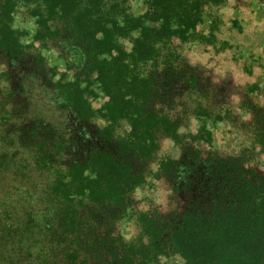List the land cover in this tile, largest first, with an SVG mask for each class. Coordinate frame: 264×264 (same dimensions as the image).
Wrapping results in <instances>:
<instances>
[{
  "label": "trees",
  "instance_id": "1",
  "mask_svg": "<svg viewBox=\"0 0 264 264\" xmlns=\"http://www.w3.org/2000/svg\"><path fill=\"white\" fill-rule=\"evenodd\" d=\"M128 2L0 0V63L29 60L24 31L13 25L24 9L34 19L35 42L80 50L86 78L50 88L51 103L84 128L69 134L73 142L31 123L17 130L37 142L30 156L0 124V264H166V255L182 264H264V175L247 167L244 155L195 146L211 141L205 127L179 131L185 111L172 114L168 106L185 89L196 90L197 77L186 80L180 56L158 48L172 36L185 38L206 7L227 0H145L143 15ZM94 83L106 94L99 110L89 100ZM14 110L6 114L15 117ZM201 113L208 108L199 106ZM97 116L107 124L89 129ZM123 119L130 129L118 132ZM252 124L264 149V108ZM166 138L183 147L178 159L157 157ZM150 175L170 181L184 206L171 213L139 207L134 192ZM127 216L136 226L131 240L120 230Z\"/></svg>",
  "mask_w": 264,
  "mask_h": 264
},
{
  "label": "rangeland",
  "instance_id": "2",
  "mask_svg": "<svg viewBox=\"0 0 264 264\" xmlns=\"http://www.w3.org/2000/svg\"><path fill=\"white\" fill-rule=\"evenodd\" d=\"M128 5L134 15L147 11L145 0H129ZM13 25L24 31L23 42L30 46L29 62L5 60L0 63V124H6L1 128L16 133L31 156L37 149L34 137L28 131L17 135V130H24L31 123L42 122L54 132L58 131L62 143L66 139L73 142L69 134L84 132L83 127L71 124V116L67 117L51 103L50 88L60 79L78 77L86 84V78L80 50L57 40L35 42L36 25L24 9L15 14ZM185 36H172L158 47L163 54L171 52L180 56L186 80L193 75L197 77L199 87L180 92L168 106L172 114L185 111L180 114L179 131L195 133L205 127L211 132V141L199 140L195 146L223 157L244 155L246 166L264 175V149L255 143L252 128L255 110L264 108V0H227L222 6L206 7L202 20ZM125 45L130 50L128 41ZM39 56L43 60L40 61ZM94 85L89 100L93 108L99 110L106 101V94L96 83ZM199 106L208 108L209 114L197 115ZM12 109L16 110L15 117L6 114ZM106 124L102 116H97L88 128L92 130ZM129 129V121L121 120L118 132ZM182 152L180 144L166 138L157 157L178 159ZM134 196L142 209L157 206L163 213H171L185 203L182 196L173 192L170 181L154 175L135 190ZM120 230L125 240L135 236L132 217L123 220ZM161 260L166 264H182L177 255H166Z\"/></svg>",
  "mask_w": 264,
  "mask_h": 264
}]
</instances>
